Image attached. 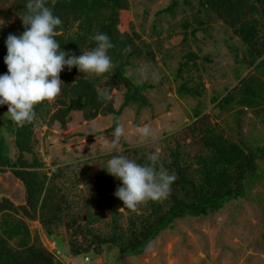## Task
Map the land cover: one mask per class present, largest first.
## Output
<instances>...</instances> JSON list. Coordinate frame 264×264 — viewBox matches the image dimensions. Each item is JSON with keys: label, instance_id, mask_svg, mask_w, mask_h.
<instances>
[{"label": "rangeland", "instance_id": "374dc122", "mask_svg": "<svg viewBox=\"0 0 264 264\" xmlns=\"http://www.w3.org/2000/svg\"><path fill=\"white\" fill-rule=\"evenodd\" d=\"M130 1L139 53L131 58L127 73L135 75L136 83L154 86L145 90L148 105L131 102L124 109L121 141L113 144L112 133L90 136L110 125L109 116L88 121L76 116L66 129L57 122L49 126L54 110L50 101L35 125L36 151L48 168H61L56 184L68 199L71 215L86 211V219L79 223L102 235L112 233L115 226L119 231L128 230L129 218L148 213L153 201L128 209L114 195L122 182L103 168L113 153L137 163L138 157L148 158L154 152L161 159L179 141L187 163L196 168L195 155L202 145L186 125L206 117L217 121L220 133L241 142L250 152L264 147V55L251 64L246 45L197 0H175L173 11L162 14L158 11L172 0ZM21 33L5 23L0 30V74L8 71L4 62L8 35ZM150 50L155 60L149 59ZM189 52L194 57H186ZM124 91L113 92L116 107L121 105ZM7 111L4 114L9 117ZM145 126L148 135L143 134ZM259 155L255 170L245 176L243 194L207 215L176 219L138 255H121L106 246L98 255H73L63 224L48 235L38 220L18 216L16 221L27 226L31 237L37 231L42 242L66 264H264V152ZM2 196L24 203L25 189L9 170L0 171ZM78 239L83 242L84 235L79 234ZM20 241L19 235L11 239L14 246Z\"/></svg>", "mask_w": 264, "mask_h": 264}, {"label": "trees", "instance_id": "16d2710c", "mask_svg": "<svg viewBox=\"0 0 264 264\" xmlns=\"http://www.w3.org/2000/svg\"><path fill=\"white\" fill-rule=\"evenodd\" d=\"M197 1L246 45L251 64L264 55V0ZM176 4L172 0L158 14L170 13ZM47 6L62 20L56 36L62 50L79 56L95 46L93 36L102 32L113 44L108 54L115 65L100 76L84 74L76 67L68 71L65 67L60 73L64 82L61 93L50 101L54 110L49 115L48 125L57 122L66 129L76 116L88 121L102 115L111 118L110 125L93 131L90 136L95 138L113 133L131 102L140 106L149 104L145 90L154 86L136 83L135 75L127 73L131 58L139 53L135 47L138 34L132 29L131 1L48 0ZM24 9L25 0H0V19L23 32L25 26L20 15L24 14ZM148 56L155 60L154 51H148ZM187 56L194 57L192 52ZM122 88H125L122 102L116 107L113 92ZM105 94L107 99L102 98ZM47 104L45 101L36 106V118ZM7 109V105L0 106V171L9 170L21 182L25 198L22 204H16L6 196L0 198V264H66L42 242L37 231L31 237L27 226L16 221L18 216L38 220L48 235H53L56 225L63 224L68 232L69 251L73 255H98L104 246L116 248L121 255L141 254L176 219L207 215L209 211L221 208L226 200L243 194L245 176L255 170L259 152L261 156L264 152V147H258V152L252 153L241 142L230 140L218 131L217 121H211L209 117L194 119L186 126L199 136L202 145V151L195 155L196 168L193 163H187L178 141L158 162V166L162 165L177 175L169 196L160 202L151 201L148 213L131 216L128 230L119 231V226H115L112 233L102 235L79 223L85 220L83 214L71 215L68 199L56 184L61 168L56 171L48 168L36 151V118L20 127L5 116ZM137 160L140 164L150 163L144 157ZM13 218L15 221L11 222ZM79 234L84 235L83 242L79 241ZM17 235L21 237L20 245L14 246L11 239Z\"/></svg>", "mask_w": 264, "mask_h": 264}, {"label": "clouds", "instance_id": "9594fccd", "mask_svg": "<svg viewBox=\"0 0 264 264\" xmlns=\"http://www.w3.org/2000/svg\"><path fill=\"white\" fill-rule=\"evenodd\" d=\"M48 0H25L22 17L25 31L19 36L9 34L5 43L7 55L4 62L8 71L0 74V106L7 105L10 119L18 126L30 124L36 118V106L51 101L62 90L64 82L60 73L73 67L84 74L97 76L115 67L108 52L113 47L109 36L97 32L93 36L95 46L81 55H69L61 49L56 39L62 20L47 6ZM4 21L0 20V30ZM103 99H107L105 94ZM125 129L119 122L112 133L113 144H118ZM143 134L148 135L147 126ZM150 163L140 164L124 155L113 153L103 167L122 182L114 195L128 209H135L146 200H161L168 196L177 179L162 165L158 166V152L148 156Z\"/></svg>", "mask_w": 264, "mask_h": 264}, {"label": "water", "instance_id": "95a60500", "mask_svg": "<svg viewBox=\"0 0 264 264\" xmlns=\"http://www.w3.org/2000/svg\"><path fill=\"white\" fill-rule=\"evenodd\" d=\"M83 217H84V219H86V211L84 212Z\"/></svg>", "mask_w": 264, "mask_h": 264}, {"label": "built area", "instance_id": "2783aa9c", "mask_svg": "<svg viewBox=\"0 0 264 264\" xmlns=\"http://www.w3.org/2000/svg\"><path fill=\"white\" fill-rule=\"evenodd\" d=\"M88 258V256L86 257V259Z\"/></svg>", "mask_w": 264, "mask_h": 264}]
</instances>
